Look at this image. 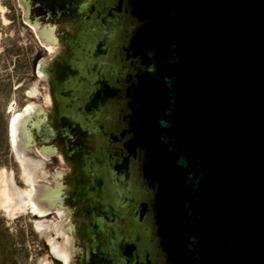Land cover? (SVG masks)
<instances>
[{"label": "water", "instance_id": "1", "mask_svg": "<svg viewBox=\"0 0 264 264\" xmlns=\"http://www.w3.org/2000/svg\"><path fill=\"white\" fill-rule=\"evenodd\" d=\"M20 4L56 46L39 66L49 84L57 31L52 39ZM102 14L123 30L115 93L106 82L100 104L115 99L105 154L112 188L134 193L133 219L144 224L139 264H264V0H107ZM52 111L22 117L17 146L40 211L64 209L73 229L56 201L66 172L31 148L57 153L35 129Z\"/></svg>", "mask_w": 264, "mask_h": 264}, {"label": "flooded vegetation", "instance_id": "2", "mask_svg": "<svg viewBox=\"0 0 264 264\" xmlns=\"http://www.w3.org/2000/svg\"><path fill=\"white\" fill-rule=\"evenodd\" d=\"M26 2L30 20L46 23L51 38L60 42L46 69L53 111L44 116L43 129H35L37 142L61 152L70 169L65 173L67 189L56 200L71 209L74 220L76 251L67 264L144 263L146 235L144 224L133 219L134 193H117L109 179L104 132L110 127L115 99L100 104L106 82L115 93L122 25L108 22L102 14L107 0ZM96 93L100 98L91 106Z\"/></svg>", "mask_w": 264, "mask_h": 264}, {"label": "rangeland", "instance_id": "3", "mask_svg": "<svg viewBox=\"0 0 264 264\" xmlns=\"http://www.w3.org/2000/svg\"><path fill=\"white\" fill-rule=\"evenodd\" d=\"M23 16L20 0H0V190L4 176L8 178L11 173L20 190L29 187L9 139L12 114L30 102L36 105L33 114L37 105L53 108L50 87L39 66L49 60L56 46L43 44L34 25ZM31 90H35L32 96ZM31 148L42 160L53 161L51 170L60 168L70 172L62 153L44 158L35 145ZM36 220H46L47 232L37 227ZM55 223H61L65 232L57 234ZM51 237L67 243L69 258L73 257V229L69 213L64 209L36 215L17 208L9 214L0 200V264H64L51 249Z\"/></svg>", "mask_w": 264, "mask_h": 264}, {"label": "bare ground", "instance_id": "4", "mask_svg": "<svg viewBox=\"0 0 264 264\" xmlns=\"http://www.w3.org/2000/svg\"><path fill=\"white\" fill-rule=\"evenodd\" d=\"M29 94L31 96L34 95L35 90L29 91ZM35 107L36 105L32 102L27 103L21 110L14 111L9 121V139L12 146L16 150L17 158L20 161L23 178L29 184L27 189L20 190L15 184L12 173L8 178L4 176L3 185L0 190V200L9 214H13V211L17 208L23 211L29 210L36 215H44L48 213V211L43 212L39 209V197L37 194L38 187L35 184L33 177L27 172L21 153L19 152L17 146L20 138L19 127L21 118L32 115ZM35 223L42 232H47V227L49 224L46 222V220H36ZM53 226L57 234H62L65 232L61 223H55ZM49 241L55 256L62 259L64 264H67L69 260L67 243L59 242L52 237L49 239Z\"/></svg>", "mask_w": 264, "mask_h": 264}]
</instances>
